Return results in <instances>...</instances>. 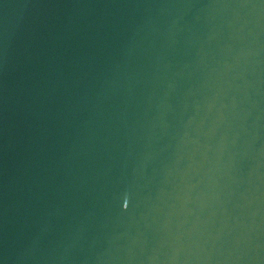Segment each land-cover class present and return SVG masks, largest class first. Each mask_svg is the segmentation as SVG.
Instances as JSON below:
<instances>
[{
    "label": "water",
    "instance_id": "water-1",
    "mask_svg": "<svg viewBox=\"0 0 264 264\" xmlns=\"http://www.w3.org/2000/svg\"><path fill=\"white\" fill-rule=\"evenodd\" d=\"M0 264H264V0H0Z\"/></svg>",
    "mask_w": 264,
    "mask_h": 264
}]
</instances>
